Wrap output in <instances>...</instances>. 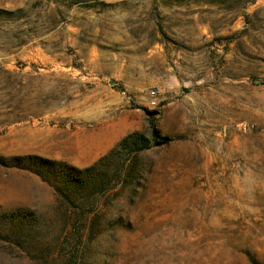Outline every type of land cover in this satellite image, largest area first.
I'll list each match as a JSON object with an SVG mask.
<instances>
[{"label": "rangeland", "instance_id": "374dc122", "mask_svg": "<svg viewBox=\"0 0 264 264\" xmlns=\"http://www.w3.org/2000/svg\"><path fill=\"white\" fill-rule=\"evenodd\" d=\"M0 264H264V0H0Z\"/></svg>", "mask_w": 264, "mask_h": 264}, {"label": "trees", "instance_id": "16d2710c", "mask_svg": "<svg viewBox=\"0 0 264 264\" xmlns=\"http://www.w3.org/2000/svg\"><path fill=\"white\" fill-rule=\"evenodd\" d=\"M135 136H136V135H135ZM138 136H139V138L142 139L143 142H145L146 139L144 140L143 137H142L141 135H138ZM129 138H130V137H128V139H129ZM147 141H148V140H147ZM123 142L126 143V142H127V139L124 140ZM122 144H123V143H122ZM55 190H56V192L59 191V189H57L56 187H55Z\"/></svg>", "mask_w": 264, "mask_h": 264}]
</instances>
